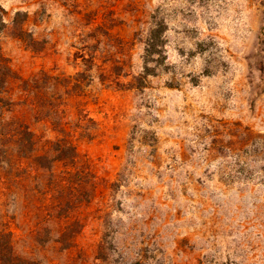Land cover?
<instances>
[{
    "label": "rangeland",
    "instance_id": "rangeland-1",
    "mask_svg": "<svg viewBox=\"0 0 264 264\" xmlns=\"http://www.w3.org/2000/svg\"><path fill=\"white\" fill-rule=\"evenodd\" d=\"M159 22L160 65L145 61ZM263 27L264 0H0V232L14 254L264 264ZM17 123L34 156L71 141L86 192L4 146Z\"/></svg>",
    "mask_w": 264,
    "mask_h": 264
},
{
    "label": "trees",
    "instance_id": "trees-1",
    "mask_svg": "<svg viewBox=\"0 0 264 264\" xmlns=\"http://www.w3.org/2000/svg\"><path fill=\"white\" fill-rule=\"evenodd\" d=\"M165 32L166 25L164 22L157 23L156 27L151 30L145 48L146 63L156 59L158 65L161 64L164 57L163 48L165 43ZM153 73L154 70L147 64L145 67L146 76H152ZM12 128V134L7 137V140L4 138L5 142L3 145L10 143L15 148L19 160L28 161L29 165L36 170L43 169L50 172L54 167H57L56 165H61L62 170L60 174L63 182L61 188H59L60 192H68L69 196H74L78 192H80V194L86 192L82 180L83 177L81 176L82 172L76 168L78 161L76 147L71 141L62 136L52 143V150L54 153L52 159H49L47 155L34 156L32 155L36 146L34 134L24 124L17 123L13 125ZM10 238V232H0V264H36L34 262L22 260L15 255Z\"/></svg>",
    "mask_w": 264,
    "mask_h": 264
}]
</instances>
